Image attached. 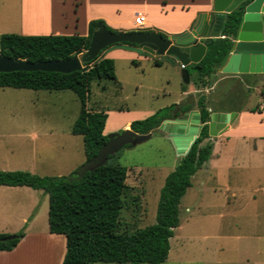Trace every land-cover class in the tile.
Returning <instances> with one entry per match:
<instances>
[{
    "label": "rangeland",
    "instance_id": "1",
    "mask_svg": "<svg viewBox=\"0 0 264 264\" xmlns=\"http://www.w3.org/2000/svg\"><path fill=\"white\" fill-rule=\"evenodd\" d=\"M91 1L84 18L87 12L102 13L109 20L135 22L138 13H142L149 24L156 25L167 18L166 12L171 17L172 8L178 10L190 0ZM51 3L52 0H0V38L6 33L24 34L21 28L42 31L41 35L50 34L48 30L56 31L52 23L59 12L56 13ZM37 24L41 29H33ZM82 28L83 23L79 25V33L83 32ZM114 55L111 58L116 62L117 81H93L88 103L90 108L108 114L107 135L127 129L124 124L130 118L144 119L147 112L177 102L183 83L180 65H155L154 61L161 56L123 48ZM134 60L138 63L134 64ZM224 77L225 74L214 76L206 89L213 106L228 110L247 101L250 108L263 101L264 75L249 79ZM244 83L252 87L250 94ZM193 93L196 99L193 108L200 110L197 103L200 92L195 89ZM80 108L81 102L72 90L0 86V171L25 170L49 176L75 172L86 162L83 136L72 132ZM262 119L258 115L247 116L233 128L232 141L227 130L233 122L226 131L210 138L214 142V159L194 175L196 186L182 197L180 225L171 238L169 257L162 264H242L230 261L238 258L240 242L253 240L257 232L261 233V257H264V138L244 142L245 126L252 127L254 137L264 132ZM254 143L261 147L260 151L254 149ZM180 159L172 141L159 130L145 141L123 147L110 158L112 163L128 168L126 202L120 218L122 230L134 231L156 222L161 189ZM6 189L8 193L25 197L26 203L31 198L38 202L33 212L38 213L36 223L31 227L28 222H22L16 209L0 205V232L30 233L21 247V259L16 262L10 258V264H54L57 245L51 244L45 235L49 227V202H43L46 193L37 190L33 194L30 191L34 190L24 186L18 192ZM233 192L235 198H231Z\"/></svg>",
    "mask_w": 264,
    "mask_h": 264
},
{
    "label": "trees",
    "instance_id": "2",
    "mask_svg": "<svg viewBox=\"0 0 264 264\" xmlns=\"http://www.w3.org/2000/svg\"><path fill=\"white\" fill-rule=\"evenodd\" d=\"M244 10L236 9L225 22L223 37L208 47L204 58L195 66H188L191 80L199 90L198 106L205 124L190 152L182 156L177 167L171 171L160 192L156 222L134 231L121 229V214L125 207L128 188V168L109 160L93 171L78 178L75 172L69 175L49 176L25 170H1L0 185L29 186L41 189L49 196V230L64 234L67 251L62 264H91L93 262H118L119 264H162L167 261L171 249V238L180 225V203L193 185L194 175L211 159L214 142L210 139L208 121L213 111H241L247 101L233 105L228 110L213 106L214 101L206 92L229 52L232 40L241 22ZM110 30L102 18L92 19L86 35L45 34L27 35L6 33L0 38V53L11 58L29 61L61 60L72 57L79 50H87L99 23ZM153 29H147L152 31ZM158 32L164 36L167 33ZM129 44V43H128ZM105 50V49H104ZM101 51V56L104 52ZM88 70L70 73L57 71H12L0 72V86L29 88L34 90H72L81 102L72 132L82 135L86 160L95 156L109 137L104 133L108 114L89 107L93 81H117L116 62L111 57L93 59ZM137 64V61H133ZM161 66L164 60L157 59ZM257 77L256 74H248ZM228 78V77H224ZM187 85L184 84L185 91ZM252 87L248 89V94ZM264 101V90L262 91ZM250 96V95H249ZM227 97L220 103L225 104ZM246 100V99H245ZM248 100V97H247ZM233 104V103H232ZM189 106L184 107L187 109ZM224 108V107H223ZM262 110L260 105L251 111ZM178 103L159 109L154 114L131 122L130 128L138 133H148L158 127L165 118L181 113ZM25 236L21 230L15 234L0 232V251L13 250Z\"/></svg>",
    "mask_w": 264,
    "mask_h": 264
},
{
    "label": "water",
    "instance_id": "3",
    "mask_svg": "<svg viewBox=\"0 0 264 264\" xmlns=\"http://www.w3.org/2000/svg\"><path fill=\"white\" fill-rule=\"evenodd\" d=\"M243 9V15L236 34L231 36L232 45L221 62L224 74H264V0H213L212 8L200 14L198 19L186 30L167 33L164 36L158 29H116L110 30L99 23L87 50H79L72 57L61 60L29 61L24 58H11L0 53V72L12 71H57L70 73L88 70L89 62L103 58L105 50L111 47H125L141 53L149 52L175 65L181 63V75L185 84L191 83L188 66H195L206 55L208 47L223 37L225 22L230 13ZM129 43V44H128ZM105 49V50H104ZM104 50L101 56V51ZM217 74L215 75L216 78ZM194 94L183 101L180 108L189 107L173 118H165L161 124L148 133H138L130 127L109 134V140L101 146L98 153L86 160L74 173L80 178L87 171H93L106 164L109 157L117 154L127 145H135L149 139L155 130L165 133L172 141L177 155H187L197 141L206 123L202 121L200 110L194 109ZM238 116V111H213L207 122L210 137L226 131Z\"/></svg>",
    "mask_w": 264,
    "mask_h": 264
},
{
    "label": "crops",
    "instance_id": "4",
    "mask_svg": "<svg viewBox=\"0 0 264 264\" xmlns=\"http://www.w3.org/2000/svg\"><path fill=\"white\" fill-rule=\"evenodd\" d=\"M114 1L116 2V0H114ZM91 2H92L91 0H52V3H51L52 7H55V9L57 10L56 13H58V12L59 13H58V16L56 18L53 15L54 17H53V23H52L53 25L52 26L56 27V31L48 30V31H51L50 34H75V33H78L81 35H86L88 33V25H89L90 20L96 19V18L105 19L107 24H109L110 26H112L113 28H116V29L133 30V29H140V28H147V29L150 28V29L162 30V31H165L166 33H179V32H182V31L188 29L198 19V16L200 14L209 11L213 5V0H190L188 3H183L181 6H179L178 10L175 7L172 8V16L171 17H170V15H168L169 12L168 13L166 12L165 14H166L167 18L161 19V22H160L161 24H156V25L149 24L147 16L145 14L138 13V15L142 14V15H145V17H146L145 26L139 27L136 23V18H135V22H133V21L125 22L124 20H119V19L109 20V18H107V16H105L102 13H89L88 14V12L84 18L83 15H84L85 11H87V8L90 6ZM36 17L39 18V16H36ZM26 18L27 17L24 14V18H23L24 23L27 20ZM33 19H35V18H33ZM40 19H42V18H39V20ZM153 19H156V17ZM81 23H83V28H82L83 32L79 33L78 29H79V25ZM38 25L39 24H37V27H34L33 29H38V28L41 29V27H39ZM21 32L24 34H27V35H39V34L43 33L42 31H39V30H30V29H25V28L24 29L21 28ZM121 48L128 49L125 47H118V46L111 47V48L105 50L102 57L103 58L104 57H116L114 55V52L117 51V49H121ZM131 50H133V49H131ZM160 59H162V58H160ZM162 60H164V59H162ZM166 63H169V62L164 60V63L161 66H164ZM177 65H180V68H182L181 63L175 64V66H177ZM180 72H181V70H180ZM216 74L217 75H219V74L223 75L224 74L221 71V67L218 69ZM248 74H251V73H247V74H225V76L228 78H242V77H246L248 79L249 78H255V76H250ZM256 75L259 76V75H264V74L260 73V74H256ZM184 84L185 83L183 82L181 87H180L178 100L175 103L181 104L183 101H185V99H187V97H189V95L191 93L194 94L193 93L194 90L197 89L195 84L192 82V80H191L190 84H186L187 88L185 91L183 90ZM244 84H245V86L250 88L248 86V84H246V83H244ZM261 107H262V110L260 109L259 111H251V110H249V107L247 104L246 109L238 111V116L236 117L234 122L231 124V126L227 130V133L231 136V139H230L231 141H232L231 132H232L233 128L242 124L244 119L247 116L258 115L260 117H264V101L260 102V108ZM154 113H155L154 110H152L150 112H147L144 116H147V115L150 116ZM132 121L133 120L131 118L128 119L125 122L124 127L129 128ZM260 123H261V127L264 128V120L263 119L260 120ZM245 127L247 129L246 135L253 136V137H248L245 135L244 136V139H245L244 142L245 143H247L251 138H253V141L255 140L256 142H257L258 138L259 139L264 138V132H261L257 136L254 137V135H252L254 133V132H252V130H253L252 127H250V126H245ZM105 128H106V125H105ZM104 133L106 134L105 129H104ZM253 146H254L255 150H257V151L261 150V147H259L257 145V143H254ZM214 154H215V150L212 153L211 159L206 164H208V163L210 164L212 162V160L214 159V157H213ZM59 175H62V174H59ZM195 176H196V174H195ZM195 176L193 177V185L190 187L191 189H193V187L196 186V184H194ZM20 187H23V186L0 185V205L3 207L11 206L14 209H16L17 214H21V216H22V219H21L22 222L23 223L28 222L30 227H31V224H32V226H34L36 223V216L38 213H33V212H34L35 208H37L38 202L35 200V198L34 199L31 198L29 200V202L26 203V202H24L25 197L24 198L21 197L20 194L8 193L7 190H9V189H6V188H13L11 190L18 192L19 191L18 188H20ZM24 187H27L31 190H34V191L29 190L33 194H36L34 192H38L37 190H41V189H34L32 187H29V186H24ZM257 196H258L257 192H254L253 197L256 198ZM235 197H236V195L233 192L231 194V198H235ZM44 200L45 201L48 200V202H49L48 194L44 195L43 202H44ZM47 213H48V221H49V206H48V212ZM32 215L34 217H30ZM255 234L256 235H255V237H253L254 238L253 240H245V241L240 242L241 246H240V251L238 252V258H236V260H233L230 262H232V263L241 262L242 264H264V257H261V254L263 252L262 243H261V233L257 232ZM29 235H30V233L28 231L25 232V236L20 240L18 245L13 250L0 251V264H10V258H13V260H16V262L19 261L21 259V255H20L21 247L28 240ZM45 235L47 236V238L49 240H51L50 241V242H52L51 244L57 245V250H56V253L54 255V264H62L64 257H65V254H66V251H67L66 236L64 234L51 233L49 230V227H48V233Z\"/></svg>",
    "mask_w": 264,
    "mask_h": 264
},
{
    "label": "built area",
    "instance_id": "5",
    "mask_svg": "<svg viewBox=\"0 0 264 264\" xmlns=\"http://www.w3.org/2000/svg\"><path fill=\"white\" fill-rule=\"evenodd\" d=\"M136 23H137V25L139 27L145 26V24H146V17H145V15H142V14L138 15L136 17ZM140 29H146V28H140ZM181 67H185V66L182 65Z\"/></svg>",
    "mask_w": 264,
    "mask_h": 264
},
{
    "label": "flooded vegetation",
    "instance_id": "6",
    "mask_svg": "<svg viewBox=\"0 0 264 264\" xmlns=\"http://www.w3.org/2000/svg\"><path fill=\"white\" fill-rule=\"evenodd\" d=\"M188 106H189V105H188ZM184 110H186V109L183 108V110L181 111V113H182Z\"/></svg>",
    "mask_w": 264,
    "mask_h": 264
}]
</instances>
